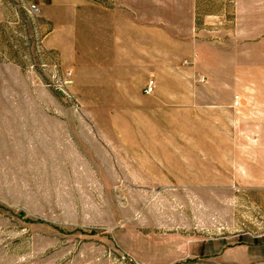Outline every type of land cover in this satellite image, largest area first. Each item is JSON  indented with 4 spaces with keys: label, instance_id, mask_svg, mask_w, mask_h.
<instances>
[{
    "label": "rangeland",
    "instance_id": "1",
    "mask_svg": "<svg viewBox=\"0 0 264 264\" xmlns=\"http://www.w3.org/2000/svg\"><path fill=\"white\" fill-rule=\"evenodd\" d=\"M190 1L199 28L203 10H218ZM240 2L237 31L227 26L217 47L215 91L199 76L163 88L177 94H133L146 109L116 115L98 141L95 111L45 48L53 23L29 0H0V264H264V187L237 182V156H249L237 154V132L264 130L237 131L234 106L246 76L264 96V0ZM171 6L162 0L167 17ZM65 78L73 99L59 90ZM43 116L74 120L67 131L79 137H33ZM237 246L259 251L237 262Z\"/></svg>",
    "mask_w": 264,
    "mask_h": 264
},
{
    "label": "crops",
    "instance_id": "2",
    "mask_svg": "<svg viewBox=\"0 0 264 264\" xmlns=\"http://www.w3.org/2000/svg\"><path fill=\"white\" fill-rule=\"evenodd\" d=\"M38 1L41 15L53 23L45 36V48L57 50L63 67L72 72V89L81 96L83 110L95 111L89 120L98 141L108 140V127L118 119L116 115L127 117L130 111L146 109L145 102L131 95L142 94L149 79L155 82L153 92L177 94L176 89L163 88L175 87L177 79L199 76L202 81L207 78L214 89L222 68L217 47L224 41L222 32L227 26L237 31V3H242L211 0L218 10H203L205 21L199 28L197 8L190 0H171L168 17L162 11V0H115V8L82 0ZM249 80L246 76L237 81V131L239 127H255V131L261 127L263 131L264 96L245 87ZM67 124L73 126L74 120L34 118L38 130L33 137H79L77 130L67 131ZM112 124L117 128L114 131H121L117 122ZM244 150L249 156H237V182L264 187V137L237 132V154ZM138 156L149 155L140 152ZM258 251L259 247L237 246V262H251L252 252Z\"/></svg>",
    "mask_w": 264,
    "mask_h": 264
},
{
    "label": "built area",
    "instance_id": "3",
    "mask_svg": "<svg viewBox=\"0 0 264 264\" xmlns=\"http://www.w3.org/2000/svg\"><path fill=\"white\" fill-rule=\"evenodd\" d=\"M29 6H30V9L33 11H36L38 9L35 4H30ZM68 75H71V73L69 72ZM63 82H64V84H63ZM63 82L59 85V90H60L61 94L66 96L67 98L73 99L71 93L64 86V85L67 86V84H70L71 80L69 78H67V79L65 78ZM154 87H155L154 80L149 79L147 85L144 88V92L148 93V94L152 93L154 91ZM239 104H240L239 97H236V99L234 101V106H238ZM75 105H76V108H79L77 103H75Z\"/></svg>",
    "mask_w": 264,
    "mask_h": 264
},
{
    "label": "trees",
    "instance_id": "4",
    "mask_svg": "<svg viewBox=\"0 0 264 264\" xmlns=\"http://www.w3.org/2000/svg\"><path fill=\"white\" fill-rule=\"evenodd\" d=\"M93 2H95V3H100L98 0H92Z\"/></svg>",
    "mask_w": 264,
    "mask_h": 264
}]
</instances>
